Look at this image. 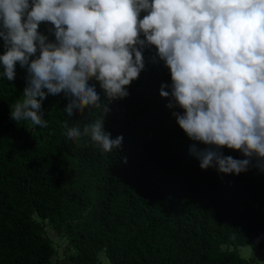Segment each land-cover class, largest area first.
Returning a JSON list of instances; mask_svg holds the SVG:
<instances>
[{
    "label": "trees",
    "instance_id": "16d2710c",
    "mask_svg": "<svg viewBox=\"0 0 264 264\" xmlns=\"http://www.w3.org/2000/svg\"><path fill=\"white\" fill-rule=\"evenodd\" d=\"M52 28L39 31L54 41ZM143 61L123 99L109 103L90 81L109 108L104 130L123 137L111 153L90 137H67L65 124L82 128L102 112L69 117L63 93L42 102L47 127L11 120L27 71L17 64L9 81L0 67V264H57L51 228L71 264H264V163L254 158L239 175L201 169L206 146L191 151L173 115L182 110L160 96L162 85L170 92L169 69L154 47ZM243 246L257 250L245 258Z\"/></svg>",
    "mask_w": 264,
    "mask_h": 264
},
{
    "label": "clouds",
    "instance_id": "9594fccd",
    "mask_svg": "<svg viewBox=\"0 0 264 264\" xmlns=\"http://www.w3.org/2000/svg\"><path fill=\"white\" fill-rule=\"evenodd\" d=\"M41 23L53 26L54 41ZM0 38L3 76L14 80L17 64L27 71L10 111L17 123L47 127L42 102L63 93L69 117L102 112L82 128L65 124L67 137L87 136L113 152L123 137L104 130L109 108L90 81L109 103L127 97L144 69L143 50L154 47L171 75L160 96L182 110L173 115L191 151L206 146L201 169L239 175L254 158L264 163V0H0ZM225 148L245 158L225 156Z\"/></svg>",
    "mask_w": 264,
    "mask_h": 264
},
{
    "label": "rangeland",
    "instance_id": "374dc122",
    "mask_svg": "<svg viewBox=\"0 0 264 264\" xmlns=\"http://www.w3.org/2000/svg\"><path fill=\"white\" fill-rule=\"evenodd\" d=\"M51 228V227H50ZM51 232H50V234H53V235H50L51 236V238L53 239V242H54V244H55V246H56V252H55V256H56V258L58 259L57 260V264H68V261L67 260H65V248H64V246H62L63 244H65V242H66V240H65V238L64 237H60V236H58V235H55L54 233H53V230H52V228H51V230H50ZM62 242H63V244H62ZM254 250H257V248L256 247H254V246H243V247H241L240 248V254L243 256V257H245V258H247L250 254H251V252L252 251H254ZM100 258L104 261V262H108V259L106 258V256H104L103 254L100 256Z\"/></svg>",
    "mask_w": 264,
    "mask_h": 264
},
{
    "label": "crops",
    "instance_id": "0c3cea01",
    "mask_svg": "<svg viewBox=\"0 0 264 264\" xmlns=\"http://www.w3.org/2000/svg\"><path fill=\"white\" fill-rule=\"evenodd\" d=\"M65 260L68 261V264H71L70 260H69L67 257H65ZM59 264H60V263H59Z\"/></svg>",
    "mask_w": 264,
    "mask_h": 264
}]
</instances>
